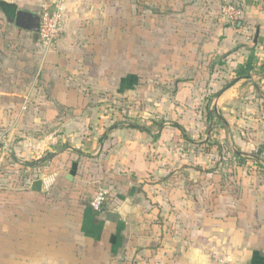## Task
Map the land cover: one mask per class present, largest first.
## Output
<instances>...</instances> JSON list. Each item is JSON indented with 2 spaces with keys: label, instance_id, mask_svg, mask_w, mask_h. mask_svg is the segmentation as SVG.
I'll return each instance as SVG.
<instances>
[{
  "label": "crops",
  "instance_id": "crops-1",
  "mask_svg": "<svg viewBox=\"0 0 264 264\" xmlns=\"http://www.w3.org/2000/svg\"><path fill=\"white\" fill-rule=\"evenodd\" d=\"M22 1L0 0V264H75L76 253L83 254V247L76 249V233L89 242L87 256L98 263L113 256L114 264H264V0H234L242 10L236 27L219 26L214 0H164L167 14L176 11L179 24L198 38L196 47L227 54L209 67L208 86L199 85L201 69L193 84L183 86L215 95V107H244L235 118L243 132L230 136L248 152L237 154L247 158L236 165L238 192L220 194L211 186L207 200L197 184L201 169H179L172 176L165 165L150 163L138 175L133 157L117 148L115 138L127 132L137 143L142 132L116 129L103 139L99 107H69L74 92L62 89L64 72L69 65L76 68L84 48L101 43L78 39L85 34L77 28L81 10L64 0L60 37L44 53L37 35L14 27L13 16L17 9L39 14L42 2L54 0H25L28 5L20 7ZM149 21L154 24L155 16ZM147 34L155 46L154 25H147ZM118 39L113 44L121 47ZM202 60L194 56L191 64ZM226 81L229 86L220 88ZM256 150L260 157L250 155ZM158 159L171 164L162 155ZM149 176L152 182L140 181ZM37 180L41 191L33 192ZM106 183H113L109 199L95 216L89 203ZM108 214L116 218L108 220Z\"/></svg>",
  "mask_w": 264,
  "mask_h": 264
},
{
  "label": "rangeland",
  "instance_id": "rangeland-1",
  "mask_svg": "<svg viewBox=\"0 0 264 264\" xmlns=\"http://www.w3.org/2000/svg\"><path fill=\"white\" fill-rule=\"evenodd\" d=\"M9 1L15 3L17 0ZM71 1L75 5L72 9L81 10L78 12L81 22L77 28L85 30V34L80 35L78 39L84 38L88 42L93 39L99 41L101 46L82 48L85 52L83 59L78 60L76 68L69 65L68 70L64 72L62 89L66 90L65 87L68 86L69 90L74 92V100L69 107H99L102 124L106 125L100 129L99 136L103 139L108 138L107 129L117 123L137 124L148 128L150 133H139L137 143L127 132H122L115 138L117 148L123 150L126 157H133L131 163H134L133 168L139 172L138 175L142 173L143 164L150 163H155L160 169L165 165L164 168H167L168 174L172 176L175 171L178 173L179 169H201L197 184H201L204 193H208L204 200L208 199L211 186H218L220 194H231L233 191L237 193L236 165H239L241 160L234 157V151L248 152L242 143L234 144L230 136L243 132V126L236 124L235 118H241L244 107H226V104H222L225 107H215V95L191 93L193 89L183 86L193 84L200 69L202 72L201 78L198 79L199 85L208 86L210 80H206V77H210L209 67L215 66L216 60L225 58L227 54L218 56L216 52L205 50L201 46L196 47L198 38L193 32L186 31L188 26L184 25V22L179 24L178 13L171 12L172 16L167 14L169 1ZM18 5L25 7L28 4L23 0L18 2ZM4 14L0 8V17L4 18ZM152 16H155L154 24L149 21ZM219 16V26L222 27H236L239 22L238 20L235 23H227L220 13ZM164 18H170L171 21L163 24ZM8 25L12 28L11 23ZM147 25H154L155 46H150L152 41L148 42ZM115 35L117 39L120 35L118 40L122 43L121 47L119 42L114 46ZM194 56H201L204 63L191 64ZM204 67L207 68L205 75L202 69ZM225 83L220 88L228 87L231 82ZM29 97H25L22 107L29 106ZM216 116L222 119L226 127L219 123ZM172 123L183 128L187 140L181 131L171 126ZM225 135L229 136L227 140L224 139ZM249 153L251 156H261L258 150ZM135 154H139L137 159ZM160 155L171 164H163L158 159ZM242 159L245 161L247 158L244 156ZM205 171H211L213 176ZM122 172L123 170L118 173L122 175ZM182 176L184 178V174ZM131 178L136 179L135 173ZM175 179L177 178L170 177V180ZM153 180L152 176L140 179L144 183ZM186 182L190 184L188 180ZM106 186L105 190L113 186V183H106ZM108 199L109 193L106 203ZM78 227L76 224V229ZM75 241L76 249L83 247V254L76 253L75 264H114L113 256H108L102 263L94 261L92 255L87 256L89 242L80 240L77 233ZM92 245L90 253H95L97 249L95 250L94 243Z\"/></svg>",
  "mask_w": 264,
  "mask_h": 264
},
{
  "label": "built area",
  "instance_id": "built-area-1",
  "mask_svg": "<svg viewBox=\"0 0 264 264\" xmlns=\"http://www.w3.org/2000/svg\"><path fill=\"white\" fill-rule=\"evenodd\" d=\"M219 6V12L227 23H235L241 19L242 10L234 0H215ZM64 0H54L53 2H42L39 12V30L37 40L44 53L53 49L63 26L64 21ZM27 107L23 106L22 110ZM52 181L45 183L46 188L51 185ZM108 191L100 189L91 199L89 206L93 211L101 210L107 201ZM226 264V263H220Z\"/></svg>",
  "mask_w": 264,
  "mask_h": 264
},
{
  "label": "water",
  "instance_id": "water-1",
  "mask_svg": "<svg viewBox=\"0 0 264 264\" xmlns=\"http://www.w3.org/2000/svg\"><path fill=\"white\" fill-rule=\"evenodd\" d=\"M13 24L14 27L37 35L39 30V15L36 13H32L26 10L17 9L13 16ZM257 35V34H256ZM236 154H240L236 151H234ZM42 182L40 180H37L32 183L31 191L33 192H40L41 191ZM104 212V209H101L99 211H94L93 214L97 216L98 214ZM116 218L115 214H108L107 219L110 220V218Z\"/></svg>",
  "mask_w": 264,
  "mask_h": 264
},
{
  "label": "trees",
  "instance_id": "trees-1",
  "mask_svg": "<svg viewBox=\"0 0 264 264\" xmlns=\"http://www.w3.org/2000/svg\"><path fill=\"white\" fill-rule=\"evenodd\" d=\"M216 117H217V120L219 121V123H220L223 127H225V124H224V122L222 121V119H221L219 116H216ZM171 126L174 127V128H176V129H178L179 131H181L182 134H183V137L187 140L186 135H185V133H184V130H183V128H182L180 125H177L176 123H172ZM116 129H134V130H138V131H140V132H142V133H147V134L150 133L149 129L146 128V127H144V126L137 125V124H127V123H122V124H118V123H117V124L111 125V126L107 129V131H108V132H111V131L116 130ZM154 139H157V137H154ZM76 152H77V151H76ZM49 157H50V155H47V156L44 157V159H42L41 161H45V160H47ZM234 157H236V159H238V160H241V161H240V164L243 163V162H242L243 159H242L240 156H238L237 154H234ZM255 162H256L257 165H259V166L261 167V164H259L258 160H255ZM27 165L30 166L31 163H30V164H27Z\"/></svg>",
  "mask_w": 264,
  "mask_h": 264
}]
</instances>
